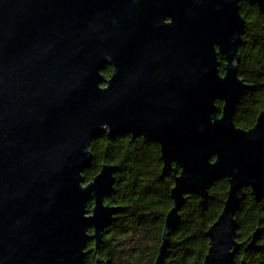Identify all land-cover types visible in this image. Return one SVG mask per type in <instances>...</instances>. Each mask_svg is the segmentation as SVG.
<instances>
[{
    "label": "water",
    "instance_id": "95a60500",
    "mask_svg": "<svg viewBox=\"0 0 264 264\" xmlns=\"http://www.w3.org/2000/svg\"><path fill=\"white\" fill-rule=\"evenodd\" d=\"M240 1L0 0V264H84L99 250L124 209L106 202L118 165L89 182L83 172L92 141L123 132L159 144L174 176L154 264L186 195L207 199L221 178L229 189L203 264H234L245 188L264 197V107L251 128L234 122L252 88L239 73ZM248 1L264 15V0Z\"/></svg>",
    "mask_w": 264,
    "mask_h": 264
},
{
    "label": "trees",
    "instance_id": "16d2710c",
    "mask_svg": "<svg viewBox=\"0 0 264 264\" xmlns=\"http://www.w3.org/2000/svg\"><path fill=\"white\" fill-rule=\"evenodd\" d=\"M240 10L246 27L238 49L239 73L252 88L237 102L234 122L249 128L264 107V15L248 0L240 1ZM220 70L224 71L223 60ZM217 104L222 107L221 101ZM91 151L92 162L83 172L86 182L93 179L103 163L117 164L115 186L106 202L122 205L124 209L106 228L97 253L91 251L86 255L84 264H95L97 256L109 260L110 264H154L166 214L173 205L171 189L174 186L172 174L163 175L159 146L125 132L113 137L101 133L92 141ZM228 189V180L221 178L210 186L207 199L196 193L186 196L180 222L170 230L163 264H203L209 243L206 231L219 216ZM88 207H93L92 200ZM236 220L237 238L244 245L235 256L234 264H240L242 258L246 264H264V197L258 200L247 189ZM258 227L262 231L248 246L251 233ZM88 247H93L92 240Z\"/></svg>",
    "mask_w": 264,
    "mask_h": 264
},
{
    "label": "flooded vegetation",
    "instance_id": "af4514ba",
    "mask_svg": "<svg viewBox=\"0 0 264 264\" xmlns=\"http://www.w3.org/2000/svg\"><path fill=\"white\" fill-rule=\"evenodd\" d=\"M222 60H223V62H224V64H225V60L222 58V57H220V63L222 62ZM220 67V66H219ZM108 70V73L107 74H105V71H107ZM221 71V70H220ZM112 72H113V68H112V66H110V65H107L106 67H105V69L103 70V74H104V76L106 77V78H109L110 76H111V74H112ZM222 73H224V71H221ZM246 93V92H245ZM245 96V94L243 95V97ZM242 97V98H243ZM241 98V99H242ZM241 99H239V100H241ZM239 100H238V102H239ZM219 101H221V100H219ZM221 103H222V101H221ZM237 106V105H236ZM221 109V108H220ZM235 112H236V109H235ZM234 115H235V113H234ZM255 124V123H254ZM252 127V126H251ZM251 127H249V128H251ZM243 128V127H242ZM249 128H245V129H249ZM127 134H130L131 136H133L131 133H128L127 132ZM134 138H137V137H142V138H145V139H147V140H149L148 138H146L145 136H133ZM149 141H151V140H149ZM152 143H154V144H156V145H158L159 146V149H160V145L159 144H157V143H155V142H153V141H151ZM160 157H161V150H160ZM161 161H162V159H161ZM174 165L177 167V169L178 170H180V167L179 166H177L175 163H174ZM162 172H163V161H162ZM179 172V171H178ZM167 173H171L172 174V176H173V173L171 172V171H167L166 173H163V175H166ZM173 179H174V176H173ZM210 189V188H209ZM247 189H250L249 187H247V188H245V192H246V190ZM250 191H251V189H250ZM252 193V192H251ZM190 194V193H189ZM188 195V194H187ZM186 195V196H187ZM244 198V197H243ZM242 202V201H241ZM237 213V212H236ZM106 230V229H105ZM91 232H92V230H90ZM237 234V233H236ZM238 239V238H237ZM249 239H251V241H252V238H251V236H250V238ZM239 240V239H238ZM93 241V240H92ZM240 241V240H239ZM240 242H242V241H240ZM254 242V241H253ZM252 242V243H253ZM250 243V242H249ZM243 245H244V243H243ZM243 245H242V247H243ZM252 245V244H251ZM93 246H94V242H93ZM241 247V248H242ZM240 248V249H241ZM88 249H91V248H89L88 247ZM240 251V250H239ZM239 251H238V253H239ZM95 253H97V252H95ZM237 253V254H238ZM236 254V255H237ZM235 255V256H236ZM234 260H235V258H234Z\"/></svg>",
    "mask_w": 264,
    "mask_h": 264
}]
</instances>
